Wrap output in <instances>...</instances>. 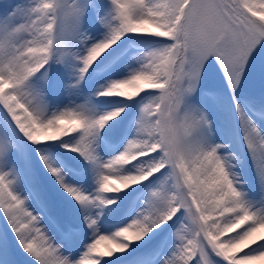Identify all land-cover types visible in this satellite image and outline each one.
Returning <instances> with one entry per match:
<instances>
[{"label": "snow or ice", "instance_id": "obj_1", "mask_svg": "<svg viewBox=\"0 0 264 264\" xmlns=\"http://www.w3.org/2000/svg\"><path fill=\"white\" fill-rule=\"evenodd\" d=\"M0 264H264V0H0Z\"/></svg>", "mask_w": 264, "mask_h": 264}, {"label": "rangeland", "instance_id": "obj_2", "mask_svg": "<svg viewBox=\"0 0 264 264\" xmlns=\"http://www.w3.org/2000/svg\"><path fill=\"white\" fill-rule=\"evenodd\" d=\"M0 222H2V218H0ZM19 264H23V260H20Z\"/></svg>", "mask_w": 264, "mask_h": 264}]
</instances>
